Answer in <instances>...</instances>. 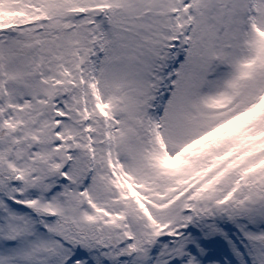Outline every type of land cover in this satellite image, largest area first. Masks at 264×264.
Here are the masks:
<instances>
[{
    "label": "snow or ice",
    "instance_id": "obj_1",
    "mask_svg": "<svg viewBox=\"0 0 264 264\" xmlns=\"http://www.w3.org/2000/svg\"><path fill=\"white\" fill-rule=\"evenodd\" d=\"M0 264H264V0H0Z\"/></svg>",
    "mask_w": 264,
    "mask_h": 264
}]
</instances>
